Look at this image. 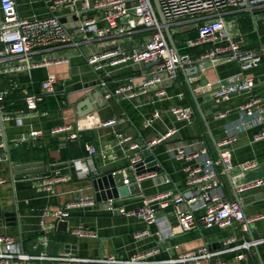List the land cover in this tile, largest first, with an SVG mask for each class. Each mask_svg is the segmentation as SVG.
<instances>
[{
  "label": "crops",
  "instance_id": "crops-1",
  "mask_svg": "<svg viewBox=\"0 0 264 264\" xmlns=\"http://www.w3.org/2000/svg\"><path fill=\"white\" fill-rule=\"evenodd\" d=\"M15 2L18 15L24 19L33 21L50 16L59 18L71 39L66 44L40 48L30 57L33 63L46 59L51 62L50 65L10 71L9 68L23 64V61L18 58H7L0 62V93L3 95V101L0 103L1 114L22 118L20 125L14 120L2 121L4 136L0 132V141L4 143L6 140L13 165L42 164L35 173L20 175L19 170L16 171L17 174L13 175L11 183L5 146L0 149V155H3L0 160V178L5 181L0 184V210L4 212L3 217L0 218V236L12 239L19 245L21 253L27 256L26 260L13 259L10 264H64L56 259L61 257L84 259L114 257L124 261L135 254L152 249H158V253L152 256L151 260L163 261L175 259L184 252L200 249L219 251L223 248L221 242L233 236L236 237L237 242L228 246L230 248L242 241L252 240L251 236L254 240L264 238V218L248 224L247 230H244L241 224L235 223L232 227L225 229L216 227L206 229L199 226L192 231L182 232L177 226L176 208L173 207L158 211L157 221L149 226L138 218L124 217L100 208L99 204L108 201L106 192L112 188V180L109 176L127 166L128 157L133 154L127 149L128 146H124V149L117 148L113 158L102 159L97 156L95 165L98 174L87 178H81L79 175L81 171L87 170L83 160L86 154L83 157L73 156L71 159H63L69 152L77 153L84 136L88 138V141L86 144L82 143V150L85 151L86 145H93L99 151L104 149L111 140L113 130L103 127L102 123L111 118L117 119L118 130L133 137L138 143L152 139L168 127H177L179 129L177 136L144 153L145 166L141 170L142 173L156 171L158 175L168 178L170 183L157 184L155 180L145 179L139 183L141 190L139 195L124 198L111 196L116 205L134 209L141 206L146 197L167 190L177 192L182 189L183 164L168 154L170 148L180 145L188 151H193L205 147L209 156L215 159L219 152L215 146L216 143L224 140L229 134H236L237 142L225 148L230 154L233 165L248 160H255L259 165L256 169L243 174L235 167L229 172L230 180L228 175H222L220 180L223 198L233 201L237 195L240 200L245 199V204L241 205L247 218L264 215V188L241 194L236 192L240 185L264 177L262 163L264 141H253L257 128L240 126L242 116L238 110H233L223 120H214L207 114L210 104L204 102L201 96L195 93L206 117L208 128L198 112L191 124L175 123L171 117L163 113L152 127L148 129L142 127L143 115L154 108L158 107L165 112L170 106L182 104L188 95L195 106L188 84L194 90L206 81L220 80L222 83H230L250 77L256 80L253 93L264 97V60L258 67L244 72H241L235 63L214 61L197 76H187L180 72L174 86L168 89V94L172 98L156 106L150 103L155 100L151 93L139 94L131 101L111 97L103 100L105 104L103 101L100 103L104 106L97 107L90 114L79 117L76 107L88 93L93 94L99 91L103 96L106 90L112 91L119 85L129 82L137 86V90L143 77L142 71L131 64H121L109 69L107 76L98 74L86 64V58L106 50L119 48L128 51L139 47L147 42L149 32L137 29L134 33L123 37L109 36L102 40L95 38L85 40L80 34L75 33L78 18L74 14L83 11L89 17L101 18L102 11L94 9L91 3L81 2L55 8L47 5L46 0H15ZM237 13L239 12L230 11L224 17H233ZM260 19L258 25L264 23ZM236 24V21L232 24L233 28L242 33L240 25ZM192 29L193 27L189 32L194 31ZM174 36L177 38L179 34L176 33ZM175 37L176 45L181 50L182 42L176 41ZM247 38L249 42L256 41L251 37ZM49 75L55 77L53 91L43 96L42 102L37 106V113H28L24 99L29 95L39 94L42 82ZM100 81L106 82V88L100 86ZM178 93L184 95L181 102L175 98ZM240 98L234 96L229 104L230 107H237ZM82 110L78 113L83 114L85 109ZM62 125H70L72 130L77 132L78 139L69 140L66 132L49 133L50 129ZM33 131H39L41 134L30 138L28 135ZM21 138L26 140L16 143ZM54 176L64 177L66 180L53 185L54 193H50L43 189L41 184ZM113 177L117 188L124 186L121 176ZM259 194L263 196L257 200L248 201L247 198ZM85 197L94 199V205L72 207L69 210L70 216L66 220V232L58 231L53 219L47 217L46 212L63 208L69 203H76L80 198ZM78 229L94 231L97 238H78L72 234ZM142 232L147 234L136 237ZM43 237L46 238L45 242ZM70 252L76 254L72 255ZM239 254H244L247 258L241 264H264V243L249 251H232L214 256L202 264H219L221 261L227 264H238L236 257Z\"/></svg>",
  "mask_w": 264,
  "mask_h": 264
},
{
  "label": "built area",
  "instance_id": "built-area-1",
  "mask_svg": "<svg viewBox=\"0 0 264 264\" xmlns=\"http://www.w3.org/2000/svg\"><path fill=\"white\" fill-rule=\"evenodd\" d=\"M81 2H89L94 9L102 11L101 18L89 17L83 11L75 12L74 16L78 18L75 33L80 34L85 40L89 38L102 40L109 36L123 37L134 33L137 29L149 32L147 42L139 47L128 51L119 48L106 50L86 58V64L95 73L106 76L109 69L121 64H131L142 71V82L137 90V86L131 82L119 85L112 91H105L103 97L106 100L116 97L131 101L139 94L151 93L155 100L150 103L156 106L172 98L168 94V89L174 86L182 70L197 67L198 72L201 73L207 69L209 63L220 61L235 63L239 70L244 72L258 67L264 60V44L260 43L259 38L255 43L249 42L247 36L233 28L232 23L226 21L224 17L230 11L250 12L252 18L257 20L254 22L255 31H257L259 19L262 17L263 19L260 20L264 21V0H156L169 31L171 24L188 20L185 23L193 24L192 30L197 33L195 37L181 41V50L173 39L177 52L168 43L165 25L159 19L153 0H46L47 5L55 8ZM0 14V62L7 58H18L23 61V64L9 68L10 71L50 65L51 62L46 59L33 63L30 57L40 48H48L54 44H66L71 39L63 22L55 16L33 21L20 17L15 0H0ZM171 35L173 38L174 34L171 33ZM200 48L202 52L198 56L187 52L190 49ZM54 84L55 77L49 75L42 82L39 94L29 95L24 99L28 113H37L38 104L42 102L45 94L53 91ZM255 85L256 80L250 77L230 83H222L220 80L206 81L193 92L200 95L204 102L210 104L207 114L211 115L214 120H223L233 110H238L242 116L240 126L257 128L253 141L260 142L264 141V97L253 93ZM100 86L106 88V82L100 81ZM234 96L241 98L237 107L232 108L229 104ZM175 98L181 102L184 95L178 93ZM2 101L3 95L0 93V103ZM163 113L171 117L175 123L191 124L197 115V110L195 106L183 104L170 106L165 112L157 107L143 115L142 127L144 129L152 127ZM39 114L44 115V113ZM1 118L2 121L14 120L19 125L22 123L21 117L13 118L9 114H1ZM117 123L115 118L102 123L103 127L113 130L111 140L104 149L99 151L93 145L85 146L86 156L83 160L87 170L81 171L80 177L87 178L98 174L95 165L97 156L102 159L113 158L117 148L124 149V146H128L127 149L133 154L128 157L127 166L113 172L112 176H121L124 186L133 183L139 185L145 179L155 180L157 184L170 183L168 178L158 175L156 171L142 173L141 170L145 166L144 153L177 136L179 129L175 126L168 127L152 139L138 143L133 137L118 130ZM65 132L68 133L69 140L78 139L77 132L73 131L70 125L57 126L49 130L50 134ZM40 134L39 131H33L28 136L35 138ZM25 140L26 138H21L16 143ZM235 142H237L236 134H229L224 140L216 143L215 146L219 152L215 159L209 156L205 147L188 151L184 146H174L168 150V154L183 164L184 178L180 191L167 190L156 193L146 197L143 204L134 209L118 206L112 199L99 204V207L124 217L138 218L148 226L157 221L158 211L173 207L176 208L177 226L182 232L192 231L199 226L206 229L213 227L225 229L232 227L235 223L241 224L242 228L247 230L248 224L263 219L264 215L247 218L241 203L236 200H224L220 177L227 175L235 167L243 174L256 169L259 164L255 160H248L233 165L230 154L225 148ZM4 146V143L0 141V149ZM262 163L264 164V157ZM64 180H66L64 177L54 176L46 179L41 186L46 191L54 193L52 186ZM4 182L0 178V184ZM261 188H264V177L240 185L236 192L241 194ZM94 203L92 198H80L76 203H69L63 208L46 212V216L51 217L54 222L66 221L72 207L92 206ZM72 234L78 238H97L96 232L88 229L74 230ZM144 234L147 232L137 234L136 237ZM43 241H46L45 237ZM236 242L237 239L233 236L221 242L223 248L219 251L200 249L184 252L175 259L163 261L151 260V257L158 253V249L135 254L124 261L114 257L106 259L61 257L56 259L69 264H202L217 255L232 251H249L263 244L264 238L242 241L232 248L228 247ZM13 259L26 260L27 256L21 253L19 245L12 239L0 236V264H10ZM246 260L244 254L236 257L238 264ZM219 264L227 263L221 261Z\"/></svg>",
  "mask_w": 264,
  "mask_h": 264
},
{
  "label": "water",
  "instance_id": "water-1",
  "mask_svg": "<svg viewBox=\"0 0 264 264\" xmlns=\"http://www.w3.org/2000/svg\"><path fill=\"white\" fill-rule=\"evenodd\" d=\"M153 1H154V5H155V8H156L157 14L159 16V19H160L161 23L163 25H165V34H166V37L168 39V43L177 52V48H176V46L174 44L172 35H171L170 31H169V28H168V26L166 24L165 19L162 16V13H161V11L159 9V6H158L156 0H153ZM182 72L185 73L187 76H197L199 74L197 67H192V68L184 70V71L182 70ZM188 88H189L190 93L192 95V98L194 100L196 110H197V112L200 115L201 119L203 120V122L205 123V125L208 128V123H207L206 117H205V115H204V113H203V111L201 109L200 104L198 103L197 97L195 96V94H194V92H193V90H192V88H191V86L189 84H188ZM103 100H104V98H103L102 94L99 91H95V92H93V94L92 93H88L86 95L85 99L76 107L77 115L79 117L86 116V115L90 114L91 112H93V110L95 108L104 106L105 101H103ZM102 101H103L104 104H100ZM82 109H85L84 112H82L83 114L78 113L80 111H83ZM0 132L2 133V135L4 134V130H3V127H2L1 113H0ZM4 145H5V151H6V161L8 163V167H9V171H10L11 183L13 181V175L14 174L16 175L17 174L16 171H18V170H19L18 173L20 175H25V174H28V173L38 172L37 168L41 167L42 164H28V165H19V166L13 165L12 161L10 159L9 152H8V144H7L6 140H4ZM2 158H3V155L1 154L0 155V160H2ZM227 175H228V178L230 180V177H231L230 174L227 173ZM109 178L112 180V184H111L112 188H110L111 190L109 192L108 191L106 192L108 200L112 199L111 196L113 198H124V197H128V196L139 195L141 193L139 185L136 184V183H133V184H131L129 186H122V187L117 188L116 184L114 183V177L112 175H110ZM262 196H263V194L253 195V196H251V197H249L247 199H248V201L257 200V199L261 198ZM235 197H236L235 198L236 201H238L242 205L245 204V202H246L245 199L240 200L237 195ZM97 200H98V197H97ZM14 214H15V212H14ZM3 215H4V212L0 210V218L3 217ZM54 224L56 225L58 231H61V232H64V233L66 232V227H67V222L66 221H58V222H54ZM247 228L249 229V225H247ZM251 239L253 240L252 236H251ZM70 254L75 255L76 253L75 252H70ZM64 264H69V263L65 262Z\"/></svg>",
  "mask_w": 264,
  "mask_h": 264
},
{
  "label": "rangeland",
  "instance_id": "rangeland-1",
  "mask_svg": "<svg viewBox=\"0 0 264 264\" xmlns=\"http://www.w3.org/2000/svg\"><path fill=\"white\" fill-rule=\"evenodd\" d=\"M226 21L229 23L235 24V21L237 22V26L240 25V28L242 30L243 34H247L250 31V28H252L255 31V24L254 22L257 21L255 18H252V15L250 12H239L237 14H234V16H228L225 17ZM188 20H183L177 23L171 24L170 32L172 34H179V37H175L176 41H183L184 39L188 38L187 34L189 33L190 29L193 27V24L191 23H185ZM176 30V31H175ZM178 39V40H177Z\"/></svg>",
  "mask_w": 264,
  "mask_h": 264
},
{
  "label": "trees",
  "instance_id": "trees-1",
  "mask_svg": "<svg viewBox=\"0 0 264 264\" xmlns=\"http://www.w3.org/2000/svg\"><path fill=\"white\" fill-rule=\"evenodd\" d=\"M196 35H197V33L195 31H191L187 34L188 38H193ZM246 35H247V37H249V38L251 37V39H254V40H257L259 38L260 43L264 44V23H260L258 25L257 31L251 32V28H250L249 33H247ZM173 39H174V36H173ZM187 52H190L193 56H198L202 52V49L201 48L200 49H190V50H187ZM186 94H188V93L186 92ZM184 100L185 101L182 103L183 105L193 106V102H192L191 98L189 97V95L186 96ZM87 141H88V138L86 136H84L82 143L86 144ZM82 143L80 144L81 148L77 151V153L69 152V153H67L68 155L66 157L64 156L63 159H67V158L71 159V157H73V156H80V157L85 156L86 153L84 150H82L83 149Z\"/></svg>",
  "mask_w": 264,
  "mask_h": 264
}]
</instances>
